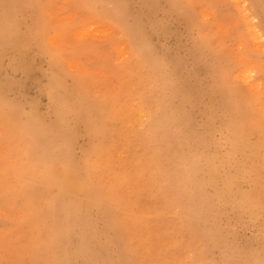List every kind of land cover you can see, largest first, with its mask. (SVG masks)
<instances>
[{"label": "rangeland", "instance_id": "rangeland-1", "mask_svg": "<svg viewBox=\"0 0 264 264\" xmlns=\"http://www.w3.org/2000/svg\"><path fill=\"white\" fill-rule=\"evenodd\" d=\"M0 10V101L34 127L26 140L0 115V264L264 262V0H1ZM60 96L87 117L66 114L59 128ZM21 144L37 172L11 170ZM41 148L91 174L80 206L51 204ZM30 186L41 190L35 214Z\"/></svg>", "mask_w": 264, "mask_h": 264}, {"label": "bare ground", "instance_id": "bare-ground-1", "mask_svg": "<svg viewBox=\"0 0 264 264\" xmlns=\"http://www.w3.org/2000/svg\"><path fill=\"white\" fill-rule=\"evenodd\" d=\"M1 1V0H0ZM104 1V0H103ZM82 2V1H81ZM148 2V1H147ZM87 3V2H86ZM204 6V5H203ZM3 8V7H2ZM2 8H1V10H2ZM0 10V11H1ZM3 10H5L4 8H3ZM56 10V9H55ZM117 10H120V9H117ZM196 10V9H195ZM43 11H44V9H43ZM205 11V10H204ZM9 12V11H8ZM121 12V11H120ZM119 12V13H120ZM2 13H6V11H4V12H2L1 11V15H2ZM92 14V13H91ZM5 15V14H4ZM7 16V15H6ZM50 16V15H49ZM51 17V16H50ZM120 17V16H119ZM209 18H211V17H209ZM5 20H6V17L4 18ZM116 19H117V16H116ZM0 20H1V17H0ZM3 20V19H2ZM208 20H210V19H208ZM79 21V20H78ZM124 21V20H123ZM1 22V21H0ZM4 22V21H3ZM2 22V23H3ZM7 22H8V20H7ZM52 23V22H51ZM80 23V22H79ZM125 23V22H124ZM123 23V24H124ZM6 24V23H5ZM246 24V23H245ZM7 25V24H6ZM6 25L4 26V27H6ZM10 25V24H9ZM8 25V26H9ZM127 25V24H126ZM218 25V24H217ZM8 26L6 27V28H8ZM219 26V25H218ZM38 29V28H37ZM219 29V28H218ZM2 30V29H1ZM8 31H9V28H8ZM215 31V30H214ZM244 31H246V30H244ZM26 33V32H25ZM210 33V32H209ZM20 35V34H19ZM71 36V35H70ZM218 39V38H217ZM80 40V39H79ZM215 42H217V41H215ZM253 42V41H252ZM255 42V41H254ZM109 43V42H108ZM224 45V44H223ZM216 46V45H215ZM222 46V45H221ZM258 47V46H257ZM264 47V46H263ZM129 48V47H128ZM254 48V47H253ZM59 49V48H58ZM230 49V48H229ZM257 50V49H256ZM59 51V50H58ZM57 52V51H56ZM257 52V51H256ZM138 53V52H137ZM140 53V52H139ZM138 53V54H139ZM231 53V52H230ZM227 54H228V52H227ZM140 55V54H139ZM142 55V54H141ZM141 55L139 56V57H141ZM232 56V55H231ZM233 57H234V55H233ZM247 57V56H246ZM145 58V60H146V57H144ZM68 59V58H67ZM140 60L142 59V57L141 58H139ZM148 59V58H147ZM151 59V58H150ZM176 59V58H175ZM220 59V58H219ZM238 59V58H237ZM149 60V59H148ZM152 60V59H151ZM150 60V61H151ZM123 61V60H122ZM146 62V61H145ZM159 62V61H158ZM240 62V61H239ZM119 63V62H118ZM140 63V62H139ZM152 63V62H151ZM149 64H150V62H149ZM64 65V64H63ZM150 65H152V64H150ZM150 65H148V66H150ZM157 65V67L158 66H160V63H157L156 64ZM156 65H155V67L153 68L154 70H156ZM244 65V64H243ZM164 66V65H163ZM162 65H161V67H163ZM161 67H160V69H161ZM246 67V66H245ZM68 69V68H67ZM149 69V68H148ZM152 69V68H151ZM159 69V68H158ZM160 69H159V72H160ZM153 70V71H154ZM241 70H243V69H241ZM248 71V70H247ZM156 72V71H155ZM154 72V73H155ZM148 73H150L149 72V70H148ZM152 73V72H151ZM245 73V72H244ZM250 73V72H249ZM162 74V73H161ZM248 74V73H247ZM140 75V74H139ZM156 75V74H155ZM158 75V74H157ZM169 75V74H168ZM170 76V75H169ZM232 76V75H231ZM163 77V76H162ZM161 77V78H162ZM168 77V76H167ZM151 78H154V75L151 77ZM168 78H170V77H168ZM168 78H167V80H168ZM125 79V78H124ZM157 79V78H156ZM159 79V78H158ZM157 79V80H158ZM156 80V81H157ZM242 80V79H241ZM248 80V79H247ZM117 81V80H116ZM151 81V80H150ZM149 81V82H150ZM154 81H155V79H154ZM171 81H173L172 79L170 80L169 79V81L166 83V84H168L169 82H171ZM245 81V80H244ZM153 82V81H152ZM163 82H164V80H163ZM254 81H252V83H253ZM158 85H159V80H158ZM165 83V82H164ZM172 83H175V82H172ZM166 84H165V86H166ZM55 85V84H54ZM123 85V84H122ZM150 85H152V84H150ZM162 85V84H161ZM56 86H57V84H56ZM55 86V87H56ZM173 86H174V84H173ZM156 87V86H155ZM159 87H160V85H159ZM168 87V86H167ZM167 87L165 88V89H167ZM177 87V86H176ZM256 87V86H255ZM46 88V87H45ZM178 88V87H177ZM53 88L51 87V90H52ZM170 89H172L171 88V84H170ZM174 89V88H173ZM153 91H154V89H152ZM161 90H162V88H161ZM164 90V89H163ZM177 90V89H176ZM58 90H57V88H56V92H57ZM99 91V90H98ZM114 91V90H113ZM178 91V90H177ZM177 91H175V92H177ZM254 91V90H253ZM89 93V92H88ZM255 93V92H254ZM261 93V92H260ZM58 94V93H57ZM103 94V93H102ZM123 94V93H122ZM129 94V93H128ZM138 94V93H137ZM53 95V94H52ZM133 95V94H132ZM263 95V94H262ZM77 96V95H76ZM258 96V95H257ZM56 97V96H55ZM98 97V96H97ZM130 97H131V95H130ZM100 98V97H99ZM52 100V99H51ZM129 100V99H128ZM135 100V99H134ZM54 101V100H53ZM78 101V103H79V105H77V103H76V101H70L69 100V98H65V97H63V96H60V97H58V99H57V104L56 105H58V118H59V123H57L58 124V127L60 128L62 125H63V121L65 120V119H67L68 118V116L65 118L64 116L66 115V114H74V113H77V114H84V116L85 117H87V115H88V113L90 112V111H88L87 109L88 108H86L85 107V105L83 104V103H81V102H79V100H77ZM81 101H83L82 99H81ZM256 101V100H255ZM129 102V101H128ZM164 102H168V101H164ZM71 103V104H70ZM262 103V102H261ZM165 104V103H164ZM163 104V105H164ZM167 104V103H166ZM241 104V103H240ZM155 105V104H154ZM86 106H88V105H86ZM127 106H129V105H127ZM241 106V105H240ZM106 107V106H105ZM164 107V106H163ZM165 107H167V105L165 106ZM112 108V107H111ZM142 108V107H141ZM11 109H13V107L11 108ZM15 109V108H14ZM244 109V108H243ZM90 110V109H89ZM141 110V109H140ZM147 110V109H146ZM15 111V110H14ZM19 111V110H18ZM165 111V110H164ZM170 111V110H169ZM172 111H173V109H172ZM101 112V111H100ZM99 112V114H100V117L102 118L100 121H97V124H96V126H97V128L99 127L100 128V130L104 127L103 126V117H102V114ZM171 112V111H170ZM12 113H14L13 111H12ZM11 112H7L5 109H4V103L2 102V101H0V115H1V117L5 120V122L7 123V122H15L16 124H15V127L17 128V129H19V131H21V133H22V135H23V137L26 139V140H32V137H33V132H34V127H32L30 124H28L29 122H17L16 121V119H15V116L12 114ZM17 113H19V112H17ZM142 113V112H141ZM146 113V112H145ZM148 113V112H147ZM173 113H175V110L173 111ZM128 114H129V112H128ZM143 114V113H142ZM139 115H140V113H139ZM171 115V114H170ZM80 116V115H79ZM155 116V115H154ZM153 116V117H154ZM169 116V115H168ZM177 116V115H176ZM37 117V116H36ZM72 117V116H71ZM74 117V116H73ZM105 117V116H104ZM119 117V116H118ZM148 117V116H147ZM173 117H175V115L174 116H172V119H173ZM107 118V117H106ZM133 118V117H132ZM149 118V117H148ZM160 118H161V116H160ZM177 118V117H176ZM70 119V118H69ZM33 120H35V119H33ZM105 121H106V119H104ZM142 120V119H141ZM151 120H153V124H155L154 122L156 121V119H151ZM160 120V119H159ZM164 120V119H163ZM166 120H168V118H166ZM25 121V120H24ZM145 121H146V119H145ZM157 121H158V119H157ZM156 121V122H157ZM165 121V120H164ZM172 121V120H171ZM251 121V120H250ZM11 122V123H12ZM36 122V121H35ZM136 122V121H135ZM159 122H161L162 123V120H160ZM252 122V121H251ZM4 123V122H3ZM150 123H152V121H150ZM164 123V122H163ZM165 123H167L166 121H165ZM164 123V124H165ZM178 123V122H177ZM237 123V122H236ZM9 124V123H8ZM34 124V123H33ZM43 124V123H42ZM131 124V123H130ZM250 124V123H249ZM36 125V124H35ZM157 125V124H156ZM182 125V124H181ZM180 125V126H181ZM8 126V125H7ZM37 126V125H36ZM105 126H107V125H105ZM173 126H175V125H173ZM173 126H172V128H173ZM178 126H179V124H178ZM178 126H177V128H178ZM165 127V126H164ZM12 128H13V130H14V127H13V125H12ZM38 128V127H37ZM229 128V127H228ZM39 129V128H38ZM141 129V128H140ZM143 129V128H142ZM176 129V128H175ZM36 130V129H35ZM42 130V129H41ZM136 130V129H135ZM139 130V129H138ZM184 130V129H183ZM229 130H231V129H229ZM258 130V129H257ZM55 131V130H54ZM145 131V130H144ZM174 131V130H173ZM39 132V131H38ZM44 132V131H43ZM176 132H179V131H176ZM176 132H175V134H173L174 136L176 135ZM182 132V131H181ZM229 132V131H228ZM55 133V132H54ZM37 134H39V133H37ZM41 135H43V133L41 132L40 133V136ZM47 135V134H46ZM61 135V134H60ZM59 135V136H60ZM169 135V134H168ZM172 135V134H171ZM172 135V136H173ZM51 136H53V135H51ZM58 136V137H59ZM37 137H38V135H37ZM37 137H35V138H37ZM45 137V136H44ZM167 137V136H166ZM239 137V136H238ZM17 138V137H16ZM20 138V137H19ZM43 138V137H42ZM48 138V137H47ZM138 138V137H137ZM173 138V137H172ZM175 138V137H174ZM178 137H176V139H177ZM231 138H232V136H231ZM34 139V138H33ZM19 140V139H18ZM39 140V139H38ZM43 140V139H42ZM128 140V139H127ZM260 140V139H259ZM19 142H21V141H19ZM33 142V141H32ZM45 142V141H44ZM129 142V141H128ZM22 143V142H21ZM35 143V142H34ZM41 143V142H40ZM62 143V142H61ZM114 143V142H113ZM162 143V142H161ZM164 143V142H163ZM28 145V144H27ZM31 145V144H30ZM36 145V144H35ZM167 145V144H166ZM180 145V144H179ZM53 146V145H52ZM156 146V145H155ZM240 146V145H239ZM30 147V146H29ZM53 147H55V145L53 146ZM158 147V146H157ZM241 147V146H240ZM7 148H9V147H7ZM60 148V147H59ZM62 148V147H61ZM116 148V147H115ZM231 148V147H230ZM238 148V147H237ZM27 149H28V147H27ZM39 148H37V146L36 147H32L31 148V151L32 152H35V151H37ZM57 149V148H56ZM104 149V148H103ZM108 149V148H107ZM122 149V148H121ZM177 149V148H176ZM175 149V151H178V150H176ZM179 149V148H178ZM26 149H25V147H24V145L23 144H21L20 145V152L22 153V158H25V159H23V160H21V162H19V163H17V165L16 166H14L13 165V167H11V170L12 171H14L17 175H22L23 173H32L33 171H35V172H37L36 171V169H37V165H36V163H35V161L33 160V159H31V157H33V155H31V154H28V151L30 150V149H28L27 151H25ZM58 150V149H57ZM180 150V149H179ZM231 150H232V148H231ZM247 150V149H246ZM47 151V150H46ZM62 151H64V152H66L65 150H62ZM156 151V150H155ZM174 151V152H175ZM230 151V150H229ZM41 152H42V148H41ZM179 152V151H178ZM71 153V152H70ZM159 153V152H158ZM176 153V152H175ZM174 153V154H175ZM180 153V152H179ZM178 153V154H179ZM109 154V153H108ZM151 154V153H150ZM154 154V153H153ZM173 154V153H172ZM182 154V153H181ZM185 154H187V153H185ZM11 155V154H10ZM65 155V154H64ZM114 155V154H113ZM177 155V154H176ZM67 156V155H66ZM173 156H175V155H173ZM178 156V155H177ZM176 156V157H177ZM244 156V155H243ZM183 157V156H182ZM185 157H187V156H185ZM35 158H37V157H35ZM110 158V157H109ZM175 158V157H174ZM188 158H191L190 156L188 157ZM100 159V158H99ZM98 159V160H99ZM184 159H186V158H184ZM125 160V159H124ZM141 160V159H140ZM144 160V159H143ZM159 160V159H158ZM39 161H41L42 162V164L44 165V168L42 169V168H40V171H38V178H39V181H38V183H40V185H41V187H42V189H46L47 187H49V186H51V185H55L57 188H58V193L57 194H55L54 196H52L51 197V204L52 205H56V204H58V199H60V200H62L65 204H68V205H72V206H80L81 205V196H83V195H90L91 193H92V186L90 185V184H92V182L93 181H91V179H90V175L91 174H89V172H88V176H87V178H81L80 176H79V174L75 171V169H73V167H72V162H71V157H63V156H61L59 153H56L55 155H47V154H45V153H43L42 152V154H41V157H39ZM164 161V160H163ZM179 161V160H178ZM194 161H195V159H194ZM14 162V161H13ZM12 162V163H13ZM96 162V161H95ZM121 162H122V160H121ZM127 162V161H126ZM135 162H137V161H135ZM144 162V161H143ZM180 162V161H179ZM182 162V161H181ZM180 162V163H181ZM184 162V161H183ZM92 163H94V162H92ZM147 163V162H146ZM160 163V162H159ZM179 163V164H180ZM195 163V162H194ZM13 164H15V163H13ZM55 164H58V168H59V173H56L55 172V169H54V166H55ZM117 164V163H116ZM123 164V163H122ZM143 164V163H142ZM162 164V163H161ZM172 164H173V162H172ZM178 164V165H179ZM92 164H90V166H91ZM120 165V164H119ZM140 165V164H139ZM174 165V164H173ZM183 165V164H182ZM181 165V166H182ZM185 165V164H184ZM195 165V164H194ZM96 166H98V165H96ZM137 166V165H136ZM147 166V165H146ZM159 166H161V165H159ZM176 166H177V164H176ZM181 166H180V169H181ZM157 167H158V165H157ZM183 167V166H182ZM96 168V167H95ZM105 168H108V167H105ZM146 168V167H145ZM174 168V167H173ZM185 168H186V165H185ZM188 168V167H187ZM6 169V168H5ZM123 169V168H122ZM150 169V168H149ZM176 169H178V168H176ZM39 170V169H38ZM115 170V169H114ZM183 169H181V171H182ZM186 170V169H185ZM97 171H99V170H97ZM160 171H162V170H160ZM159 171V172H160ZM171 171V170H170ZM178 171V170H177ZM180 171V170H179ZM184 171V170H183ZM95 174V173H94ZM101 174V173H100ZM184 174V173H183ZM12 175V174H11ZM16 175V176H17ZM98 175V174H97ZM102 175H104V174H102ZM187 175V174H186ZM164 176V175H163ZM177 176H179V175H177ZM181 177H183L182 175H180ZM188 176V175H187ZM192 176V175H191ZM190 176V177H191ZM195 176V175H194ZM94 177V176H93ZM92 177V178H93ZM101 177V176H100ZM158 177V176H157ZM162 177V176H161ZM175 177V176H174ZM196 177V176H195ZM194 177V178H195ZM114 178V177H113ZM112 178V179H113ZM192 178V177H191ZM194 178H192V180L194 179ZM141 179V178H140ZM14 180V179H13ZM150 180V179H149ZM189 180V179H188ZM128 181V180H127ZM166 181H167V179H166ZM178 181V180H177ZM11 182V181H10ZM19 182V181H18ZM95 182V181H94ZM157 182H158V180H157ZM179 182V181H178ZM184 182V181H183ZM195 182V181H194ZM4 183V182H3ZM113 183V182H112ZM116 183V182H115ZM155 183V182H154ZM164 183V182H163ZM1 184V183H0ZM8 184V183H7ZM18 184V183H17ZM105 184V183H104ZM184 184V183H183ZM10 185H12V184H10ZM19 185H20V183H19ZM107 185V184H106ZM114 185V184H113ZM163 185V184H162ZM4 186L5 185H2V187L4 188ZM8 186V185H7ZM21 186V185H20ZM111 186V185H110ZM177 186V185H176ZM186 186V185H185ZM189 186H190V184H189ZM10 187V186H9ZM53 187V186H52ZM109 187V186H108ZM163 187V186H162ZM180 187V186H179ZM183 186H181L180 188H182ZM111 188V187H110ZM161 188V187H160ZM184 188V187H183ZM187 188H188V186H187ZM187 188H185V190L187 189ZM2 189V188H1ZM5 189V188H4ZM3 189V190H4ZM166 189V188H165ZM190 189V188H189ZM52 190H54V189H52ZM140 189H138V191H139ZM172 190V189H171ZM181 190V189H180ZM2 191V190H1ZM0 191V192H1ZM22 191V190H21ZM126 191V190H125ZM170 191V190H169ZM186 192V191H185ZM196 193H197V191H195ZM199 192V191H198ZM17 193V192H16ZM25 195H26V197H24V198H26V200H25V209L26 210H30L31 209V211L30 212H32V209L33 208H35V205H36V198H39V194L41 193V190L40 189H38V188H36V187H34V186H30L29 188H28V190H25ZM116 193V192H115ZM156 193V192H155ZM178 193V192H177ZM182 193H184V192H182ZM1 194V193H0ZM127 194V193H126ZM125 194V195H126ZM185 194V193H184ZM187 194H189V193H187ZM186 194V195H187ZM192 194V193H191ZM190 194V195H191ZM106 195V194H105ZM114 195V194H113ZM165 195H167V193L165 194ZM179 195H180V193H179ZM189 195V196H190ZM175 197V196H174ZM14 198V197H13ZM23 198V199H24ZM41 198V197H40ZM45 198V197H44ZM178 198V197H177ZM184 198V197H183ZM186 198H187V196H186ZM194 198V197H193ZM192 198V199H193ZM11 199V198H10ZM22 199V200H23ZM42 199V198H41ZM40 199V200H41ZM109 199H111V198H109ZM13 200V199H12ZM44 200V199H43ZM114 200V199H113ZM254 200V199H253ZM42 201V200H41ZM170 201V200H169ZM177 201V200H176ZM183 201V200H182ZM14 202V201H13ZM167 202V201H166ZM189 202H190V200H189ZM11 203V202H10ZM44 203V202H43ZM49 203V202H48ZM132 203V202H131ZM9 204V203H8ZM152 204V203H151ZM46 205V204H45ZM183 205V204H182ZM252 205V204H251ZM133 207V206H132ZM11 208V207H10ZM26 210H24V212L26 211ZM163 210V209H162ZM161 210V211H162ZM193 210V209H192ZM18 211V210H17ZM23 211V210H22ZM35 211V210H34ZM33 211V212H34ZM126 211V210H125ZM166 211V210H165ZM179 211V210H178ZM27 212V211H26ZM29 212V213H30ZM32 212V213H33ZM37 212V211H36ZM36 212H34V214L36 213ZM48 212V211H47ZM157 212H159L158 210H157ZM183 212V211H182ZM191 212V211H190ZM14 213V212H13ZM12 213V214H13ZM146 213V212H145ZM156 213V212H155ZM18 214V213H17ZM27 214V213H26ZM60 214V213H59ZM25 215V214H24ZM29 215V214H28ZM49 215V214H48ZM30 216H31V214H30ZM142 216V215H141ZM149 216V215H148ZM145 217V216H144ZM15 218V217H14ZM30 218V217H29ZM126 218V217H125ZM134 219V218H133ZM147 219V218H146ZM181 219V218H180ZM61 220V219H60ZM153 220H156V219H153ZM177 220V219H176ZM65 221V220H64ZM135 221V220H134ZM40 222V221H39ZM50 222V221H49ZM125 222V221H124ZM184 222V221H183ZM33 223V222H32ZM42 223V222H41ZM39 225H42V224H39ZM65 226H66V224H64ZM155 226V225H154ZM178 226V225H177ZM41 227V226H40ZM44 227V226H43ZM45 228V227H44ZM46 228H47V226H46ZM139 228V227H138ZM137 228V229H138ZM152 228V227H151ZM183 228V227H182ZM32 229H33V227H32ZM66 229H67V227H66ZM131 229H132V227H131ZM164 229V228H163ZM170 229V228H169ZM168 229V230H169ZM42 230H45V229H42ZM162 230V229H161ZM263 230V229H262ZM4 231V230H3ZM46 231V230H45ZM48 231V230H47ZM156 231H157V229H156ZM185 231V230H184ZM40 232V231H39ZM42 232H44V231H42ZM67 232V231H66ZM127 232V231H126ZM161 232V231H160ZM194 231H192V233H193ZM154 233V232H153ZM44 234V233H43ZM46 234V233H45ZM53 234V233H52ZM55 234V233H54ZM133 234V233H132ZM139 234V233H138ZM173 234V233H172ZM50 235V234H49ZM49 235H47V236H49ZM137 235V234H136ZM144 235V234H143ZM47 238V237H46ZM35 239V238H34ZM38 239V238H37ZM11 240V239H10ZM39 240V239H38ZM164 240V239H163ZM34 241H36V244H37V240H34ZM47 241H48V239H47ZM156 241V240H155ZM162 241V240H161ZM177 241V240H176ZM42 242V241H41ZM158 242V241H157ZM45 243H46V241H45ZM57 243V242H56ZM144 243V242H143ZM166 243V242H165ZM178 243V242H177ZM9 244V243H8ZM17 244V243H16ZM35 244V243H34ZM33 244V245H34ZM48 244V243H47ZM153 244V243H152ZM160 244V243H159ZM169 244V243H168ZM173 244V243H172ZM184 244V243H183ZM49 245V244H48ZM51 245V244H50ZM49 245V246H50ZM55 245V244H54ZM53 245V246H54ZM148 245V244H147ZM19 246V245H18ZM17 246V247H18ZM23 246V245H22ZM32 246V245H31ZM133 246H134V244H133ZM185 246V245H184ZM13 247V246H12ZM51 247V246H50ZM174 247V246H173ZM164 248V247H163ZM175 248V247H174ZM199 248V247H198ZM54 249V248H53ZM64 249V248H63ZM215 249V248H214ZM26 250V249H25ZM199 250V249H198ZM30 251V250H29ZM37 251V250H36ZM54 251V250H53ZM172 251V250H171ZM192 251V250H191ZM151 252V251H150ZM39 253V252H38ZM47 253V252H46ZM50 253V252H49ZM49 253H47V254H49ZM12 254V253H11ZM17 254V253H16ZM43 254V253H42ZM2 255V254H1ZM22 255H24V254H22ZM40 255V254H39ZM38 255V256H39ZM52 255V254H51ZM200 255V254H199ZM18 256V255H17ZM41 256V255H40ZM149 256V255H148ZM44 257V256H43ZM42 257V258H43ZM17 258V257H16ZM44 258H46V257H44ZM170 258V257H169ZM139 259V258H138ZM141 259V258H140ZM191 259V258H190ZM40 260V259H39ZM45 260V259H44ZM51 260V259H50ZM49 260V261H50ZM205 260V259H204ZM21 261V260H20ZM31 261V260H30ZM177 261V260H176ZM175 261V262H176ZM19 262V261H18ZM45 262V261H44ZM47 262V261H46ZM151 262V261H150ZM175 262H174V264H175ZM53 263V262H52ZM54 263H56V262H54ZM158 263V262H157ZM262 263V262H261ZM18 264V263H17ZM38 264V263H37ZM159 264V263H158Z\"/></svg>", "mask_w": 264, "mask_h": 264}, {"label": "snow or ice", "instance_id": "snow-or-ice-1", "mask_svg": "<svg viewBox=\"0 0 264 264\" xmlns=\"http://www.w3.org/2000/svg\"><path fill=\"white\" fill-rule=\"evenodd\" d=\"M262 264H264V262H262Z\"/></svg>", "mask_w": 264, "mask_h": 264}]
</instances>
